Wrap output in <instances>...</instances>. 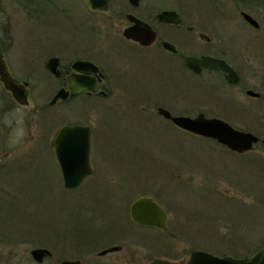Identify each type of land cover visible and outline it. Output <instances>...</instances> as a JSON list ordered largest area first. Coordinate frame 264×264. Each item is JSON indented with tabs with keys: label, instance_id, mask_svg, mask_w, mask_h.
<instances>
[{
	"label": "rangeland",
	"instance_id": "1",
	"mask_svg": "<svg viewBox=\"0 0 264 264\" xmlns=\"http://www.w3.org/2000/svg\"><path fill=\"white\" fill-rule=\"evenodd\" d=\"M35 4L0 0V56L18 79L41 62V54L44 62L53 50L81 37L96 43L122 36L111 24L83 27L85 13L77 0L39 2L27 18ZM240 9L251 13L259 28L246 23ZM98 22L108 24L105 17ZM228 29L235 39L264 40V0H234ZM115 54L116 61L154 75V64L148 61L146 67L133 51L119 48ZM148 83L153 91L142 85L137 92L124 91L127 100L143 102L131 108H116L114 96H80L43 107L54 91L40 89L36 78L29 104L21 106L0 83V264H59L64 259L141 264L152 256L181 260L196 249L244 257L264 244V105L248 100L245 115L231 124L260 137L252 150L236 153L157 114L154 105L163 103L174 114L194 116L203 97L195 81L185 76L180 83L167 76ZM120 94L115 93L119 102L124 101ZM146 99L155 102L150 110L141 108ZM75 123L92 129L93 174L66 189L48 138L56 127ZM139 196L152 197L165 209L166 231L131 219L130 204ZM112 245L123 248L96 255ZM37 247L51 252L40 263L30 255Z\"/></svg>",
	"mask_w": 264,
	"mask_h": 264
},
{
	"label": "flooded vegetation",
	"instance_id": "2",
	"mask_svg": "<svg viewBox=\"0 0 264 264\" xmlns=\"http://www.w3.org/2000/svg\"><path fill=\"white\" fill-rule=\"evenodd\" d=\"M77 1L84 4H81L82 12L85 13L82 20L83 27L92 24L95 29H101L112 25L110 28L121 29L122 36L109 39L99 38L96 43L94 40L90 42L87 37L86 40L85 37H81L80 40L82 41L70 43L65 49L60 47L56 51L53 50L52 53H55L48 56L44 62V54L38 55L37 60L41 62L37 63V66L33 67L31 71L27 70L24 79L15 77L11 68L4 61L9 74L18 82L26 83L27 99L30 87L36 78L40 89L45 92L47 90L54 91L43 107L47 105L54 107L59 103L71 102L80 96L103 99L114 96L115 99L111 102L116 108H131L143 102L127 100L124 91H127L128 87L137 92L136 90L141 85L143 87L147 86L148 82H152L154 79L158 83L167 76H172L174 80L178 78L181 83V80L188 76L198 84L203 92L202 99L197 102L200 110L194 116L203 113L205 117H216L232 124L236 119H241L245 115V104H248V100L259 107L264 105V40H239V38L235 39L231 36L228 26L231 28L234 0H105V9H92L87 0ZM258 1L261 2V0ZM39 2L52 3L53 0H36L34 8H30L26 12L27 18H31L30 14ZM85 9L87 10L85 11ZM239 13L246 23L255 29L259 28V22L251 13L241 9ZM243 13L250 15L257 22V26L250 23L243 16ZM103 17L106 18L107 25L98 22L99 18ZM207 18H210V20L205 23L203 20ZM136 21L145 23L154 31L155 37L149 43L142 44L138 40L123 36V30L134 25ZM208 28L210 30H207ZM223 30L229 34L219 36L218 33ZM89 42L91 48L86 47ZM119 48L127 52L133 51L135 57L140 58L146 67L151 66L149 63L154 64L156 68L151 66L154 75L152 73L144 75V73L138 72L134 66L132 69L127 61L126 63L123 62V59L122 61L121 59L116 61L115 50L117 51ZM62 50L68 51L71 57L68 56L64 59L61 52H59ZM88 51L89 53H86ZM121 55L123 56V54ZM204 56L219 60L223 67L234 73L233 77H237L235 81L228 78L229 72L223 67L208 68L200 66L199 70L196 71V69L187 65L186 57L199 59ZM50 58H57L55 68L52 70L47 67V61ZM86 62L90 64L84 65L83 63ZM76 75L87 79L91 86H95V89L87 88L73 96H68L66 99L58 98L51 103V100L59 91H70V86ZM145 77L147 78V85H144ZM0 83L2 84L1 81ZM147 87L149 91H153L151 86ZM5 91L11 95L6 89ZM115 93H121L120 96L124 101H117ZM129 99H132V97H129ZM144 103L146 104L141 108L150 110L155 102L146 99ZM162 104L156 103L154 105L157 114L163 118V121L176 126L170 118H166L158 112L159 107L169 110L168 107ZM169 111L171 115H184ZM55 114L53 112V116ZM64 125L84 126L85 124ZM57 128H55V131ZM176 128L179 127L176 126ZM89 129L91 139L92 129L90 126ZM53 134L48 138L51 147ZM45 142H47V139ZM112 246H119V249L100 254L102 250L107 249L104 248L98 251L96 255L101 257L116 254L123 248L121 245ZM154 257L152 256L141 264L150 261ZM86 263L101 264L96 261ZM134 264H138V262L135 261Z\"/></svg>",
	"mask_w": 264,
	"mask_h": 264
},
{
	"label": "water",
	"instance_id": "3",
	"mask_svg": "<svg viewBox=\"0 0 264 264\" xmlns=\"http://www.w3.org/2000/svg\"><path fill=\"white\" fill-rule=\"evenodd\" d=\"M87 1L92 9H105L106 7L105 0ZM243 16L250 23L257 26V22L250 15L243 13ZM123 36L138 40L142 44H147L155 37V33L145 23L136 21L134 25L123 30ZM56 62L57 58H50L47 61V67L51 70L54 69ZM186 62L190 68L196 69V71L199 70L200 66L208 68L223 67L219 60L207 56L199 59L186 57ZM83 64L90 63L86 62ZM223 68L229 72L228 78L231 81H235L237 77H233L234 73L226 67ZM0 81L18 104L28 105L26 83L18 82L9 74L2 56H0ZM87 88L95 89V86H91L84 77L76 75L70 86V91H59L55 94L51 103L58 98L66 99L68 96H73ZM158 112L162 116L170 118L177 127L196 135L215 139L237 153L252 150L254 144L260 140V137L251 131L237 129L222 119L205 117L203 113H199L194 117L171 115L170 111L163 107H159ZM51 145L54 149L63 185L66 189L77 187L92 174L89 126H59L52 136ZM130 217L138 225L146 226L150 224L163 231L167 230V212L152 197L139 196L133 200L130 204ZM118 249L119 246H111L102 250L100 254ZM30 255L34 261L40 263L44 257L50 256L51 252L47 248L37 247L30 251ZM80 262V259H64L59 264H80ZM144 264H264V244L257 251L244 257H234L231 254L219 256L205 250H193L181 260L154 257Z\"/></svg>",
	"mask_w": 264,
	"mask_h": 264
},
{
	"label": "bare ground",
	"instance_id": "4",
	"mask_svg": "<svg viewBox=\"0 0 264 264\" xmlns=\"http://www.w3.org/2000/svg\"><path fill=\"white\" fill-rule=\"evenodd\" d=\"M146 226H152V225L148 224V225H146ZM166 226H167V223H166ZM153 227H155V226H153Z\"/></svg>",
	"mask_w": 264,
	"mask_h": 264
}]
</instances>
